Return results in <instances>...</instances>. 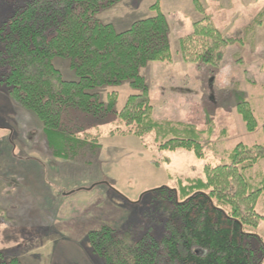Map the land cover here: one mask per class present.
<instances>
[{
  "label": "trees",
  "instance_id": "obj_1",
  "mask_svg": "<svg viewBox=\"0 0 264 264\" xmlns=\"http://www.w3.org/2000/svg\"><path fill=\"white\" fill-rule=\"evenodd\" d=\"M121 1L17 0L8 6L0 0V85L38 117L57 159H77L86 148L100 151L104 132L84 116L112 118L111 137L134 136L149 149L154 142L161 151H186L206 159L214 149L203 141L204 131L155 119L150 87L141 72L151 62L173 60L166 14L157 2L151 6L153 17L119 32L99 15ZM194 5L205 13L200 0ZM3 7L8 8L5 15ZM229 43L205 16L181 39V53L186 63L220 66ZM58 58L70 61L76 80L64 77L55 64ZM126 82L139 93L117 110L118 92L105 101L99 90ZM237 111L247 130L256 131L255 110L244 95L238 96ZM263 160L264 143L240 142L217 165H206L204 178L144 193L142 201L150 199L147 223L90 232V252L102 264H264V237L256 233L264 221L257 210L264 198V171L257 170ZM9 172L14 175L13 168ZM1 185L0 196L10 199L11 180ZM82 190L87 189L76 192ZM0 259V264H22L16 258L5 260L3 252Z\"/></svg>",
  "mask_w": 264,
  "mask_h": 264
},
{
  "label": "rangeland",
  "instance_id": "obj_2",
  "mask_svg": "<svg viewBox=\"0 0 264 264\" xmlns=\"http://www.w3.org/2000/svg\"><path fill=\"white\" fill-rule=\"evenodd\" d=\"M16 1L6 0V4ZM160 1L122 0L99 18L123 32L153 17L151 6ZM200 2L205 13L196 9L194 0H163L173 60L151 62L141 72L150 87L158 122L190 124L205 132L202 139L210 141L214 150L204 160L186 151H161L154 142L146 148L134 136L111 137L112 118L85 116V121L104 132L100 151L86 148L77 159H57L38 117L18 105L7 87L0 85V175L8 173L9 181V169L14 172V195L4 200L3 194L0 199V252L5 260L102 264L88 248L90 232L103 226L125 230L141 221L147 223L144 217L150 199L146 196L142 201L144 193L176 189L179 181L204 178L205 166L217 165L240 142L264 143V0ZM2 11L5 15L8 8ZM205 16L230 41L220 66L186 63L181 53V39ZM55 64L66 79H77L69 60L58 58ZM99 91L105 101L108 94L118 92L117 110L139 93L129 82ZM239 95L255 110L258 126L254 132L247 130L237 111ZM209 129H214L212 136ZM257 170L264 171V160ZM94 185L98 186L92 189ZM80 188L87 190L76 192ZM5 190L9 184L3 186ZM257 210L264 216V198ZM256 233L264 237V221Z\"/></svg>",
  "mask_w": 264,
  "mask_h": 264
},
{
  "label": "crops",
  "instance_id": "obj_3",
  "mask_svg": "<svg viewBox=\"0 0 264 264\" xmlns=\"http://www.w3.org/2000/svg\"><path fill=\"white\" fill-rule=\"evenodd\" d=\"M162 2H163V0L160 1L161 6L163 8L164 6H163ZM7 180H8V173H5L4 175L3 174L0 175V183L3 181L6 183ZM9 180H13L12 174H11V178H9ZM1 197L2 196H0V199H1ZM4 200H7L6 197L4 198ZM11 204H12V202H11ZM6 214H7V212H6Z\"/></svg>",
  "mask_w": 264,
  "mask_h": 264
}]
</instances>
